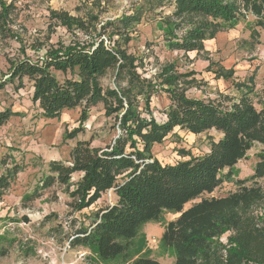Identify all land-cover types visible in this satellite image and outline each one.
Masks as SVG:
<instances>
[{
  "label": "trees",
  "instance_id": "obj_1",
  "mask_svg": "<svg viewBox=\"0 0 264 264\" xmlns=\"http://www.w3.org/2000/svg\"><path fill=\"white\" fill-rule=\"evenodd\" d=\"M144 3L153 12L159 9L157 24L163 46L185 55L201 52L205 41L236 24L241 3L250 8L256 25L264 29V0ZM164 7L168 14L163 13ZM142 11L139 6L102 24L97 37L109 33L107 38L94 36L60 44L40 56L34 51L35 59L23 57L12 62L0 80V92L8 85L18 92L27 81L31 103L42 119L54 120L81 108L79 124L83 127L89 110L102 105L105 117L113 118L118 129L117 137L104 148L77 140L67 161L48 162L29 200L57 186L67 194L74 213L89 209L112 191L113 203L92 212L79 224L68 220L67 232H63L62 224L49 230H60L61 242L69 249L87 250L91 255L85 258L87 264H159L133 252L136 238L149 224L162 225L159 244L171 252L173 264H264V220L251 213L252 208L264 203V188L259 184L264 182V90L255 92L253 76L235 82L233 71L223 70L215 77L231 81L234 93L214 100L189 97L186 86L194 80H187L193 74L176 73L174 66L162 68L150 79L142 78L136 72L138 58L126 51ZM51 18L85 32L97 23L95 17L82 21L54 12ZM110 72L114 87H105L102 80ZM158 94H164L168 101L162 121L156 120L151 108V99ZM16 116L10 108L0 109V128ZM175 129L194 136L214 131L220 138H209L208 151L201 156L178 150L181 160L163 165L153 156L152 148ZM81 132V128L73 130L63 140H74ZM255 144L260 150L251 176L238 181L237 189L225 197L202 198L231 179L230 170L247 158ZM20 171L10 158L0 159V193L9 189ZM75 176L77 180L72 183ZM164 214L177 217L164 222ZM51 217L46 216L43 223ZM226 231L231 234L224 248L215 239ZM24 249L28 248L21 247Z\"/></svg>",
  "mask_w": 264,
  "mask_h": 264
},
{
  "label": "rangeland",
  "instance_id": "obj_2",
  "mask_svg": "<svg viewBox=\"0 0 264 264\" xmlns=\"http://www.w3.org/2000/svg\"><path fill=\"white\" fill-rule=\"evenodd\" d=\"M144 2L0 0V80L8 74L12 62L23 57L35 59L34 51L40 56L47 49L57 48L60 44L83 42L94 36L107 38L109 33L97 37L102 24L114 21L122 14H130L140 6L143 7L141 22L135 27L126 51L138 58L136 72L142 78L150 79L157 76L162 68L174 66L176 73L193 74L187 80H194L186 86L189 97L214 100L219 95L234 93L231 81L215 77L219 72L233 71L232 81H247L253 76L255 92L260 94L264 90V29L256 25V16L252 15L249 7L241 3L240 19L236 24L214 39L205 41L201 52L185 55L163 46L162 32L157 24L159 9L153 12ZM52 12L67 14L82 21L95 17L97 23L87 32L75 27L68 28L59 20L52 19ZM168 12L169 9L164 7L163 13ZM102 84L114 87L111 72L105 76ZM30 99L31 86L27 81L18 92H14L9 85L0 92V109L10 108L18 114L0 128V159L10 158L21 169L11 180L9 189L0 193V238H3L0 241V252L3 254L0 255V264H87L85 258L91 256L87 250L69 249L66 243L61 242L64 238L60 230L53 233L49 230L62 224L63 232H67L68 220H76L78 224L83 222L84 217L113 203L115 195L107 192L89 209L74 213L68 206L70 199L60 187L54 186L37 199L29 200V197L45 175L48 162L67 161L69 151L77 140L91 141L92 147L104 148L117 137V126L113 118L105 117L102 105L89 110L82 127L79 124L81 108L66 111L54 120H45ZM167 104L164 94L152 97L151 108L157 121H162ZM256 107L259 108L258 105ZM79 128L82 132L74 140H63L66 134ZM209 138L217 140L220 135L211 131L194 136L175 129L161 144L153 146L152 154L163 165L174 164L181 160L178 150L188 151L193 156L206 153ZM259 150L260 147L255 144L247 158L230 170L231 179L202 198H221L234 192L238 181L251 176ZM76 180L75 176L72 183ZM259 184L264 188L263 181H259ZM195 202L187 204L184 209ZM251 213L258 220H264V203L252 208ZM49 215L53 217L43 223ZM176 217L164 214L163 221H172ZM161 232V224L145 226L135 240L134 255L151 258L159 264H173L171 252L160 247ZM230 234V231H226L215 241L227 248ZM21 247L28 249L21 250Z\"/></svg>",
  "mask_w": 264,
  "mask_h": 264
},
{
  "label": "built area",
  "instance_id": "obj_3",
  "mask_svg": "<svg viewBox=\"0 0 264 264\" xmlns=\"http://www.w3.org/2000/svg\"><path fill=\"white\" fill-rule=\"evenodd\" d=\"M154 117H155V116H154ZM108 193H109V195H110V193H112V191H108ZM66 247H68L67 244H66Z\"/></svg>",
  "mask_w": 264,
  "mask_h": 264
},
{
  "label": "crops",
  "instance_id": "obj_4",
  "mask_svg": "<svg viewBox=\"0 0 264 264\" xmlns=\"http://www.w3.org/2000/svg\"><path fill=\"white\" fill-rule=\"evenodd\" d=\"M218 34H221V33H218ZM218 34H217V35H218ZM215 37H216V36H215ZM188 54H189V53H188ZM253 164H254V162H253Z\"/></svg>",
  "mask_w": 264,
  "mask_h": 264
}]
</instances>
